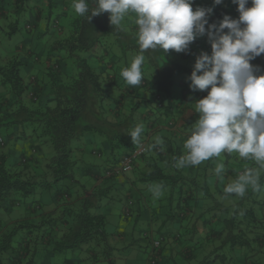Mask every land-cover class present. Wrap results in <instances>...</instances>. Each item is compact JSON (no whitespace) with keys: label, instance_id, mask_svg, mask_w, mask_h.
Listing matches in <instances>:
<instances>
[{"label":"trees","instance_id":"16d2710c","mask_svg":"<svg viewBox=\"0 0 264 264\" xmlns=\"http://www.w3.org/2000/svg\"><path fill=\"white\" fill-rule=\"evenodd\" d=\"M205 1L198 6L212 9L209 23L237 14L232 0ZM225 3L232 4L231 13L228 6L222 8ZM54 11L59 13L54 16ZM108 15L87 21L75 13L72 0H0V45L20 31V22L26 34L19 44L0 50V130L15 129L7 137L14 139L10 147L0 137V264H36L38 255L51 259L86 245L105 252L87 251L76 264H114L110 255L116 248L106 218L92 211L102 207V200L114 202L115 192L128 206L143 201V211L150 212L154 229L148 225L151 232L144 236L152 249L150 264H264V207L258 201L245 204L244 197L224 198L223 188L239 174L229 159L220 162L228 168L222 188L214 186V191L208 179L220 178L213 173L217 162L212 158L195 167H173L196 119L191 100L184 97L196 40L186 52L145 51L143 81L132 87L121 79L126 64L120 68L118 63L127 51L139 54L136 25L112 27ZM62 18L69 21L64 26ZM96 54L98 59L92 58ZM139 123L145 126L144 153L132 158L140 146L127 133ZM18 132L29 133L33 145L22 150L26 139L18 141ZM88 133L98 134L107 149L87 151L79 139ZM157 137L162 144L147 151ZM40 146H50L53 157H39ZM127 158H132L130 169L118 171ZM63 181L76 190H56ZM156 183L165 185L159 199L150 191ZM53 189L50 198L27 201ZM135 210L138 218L141 210ZM64 264L73 263L64 259Z\"/></svg>","mask_w":264,"mask_h":264},{"label":"clouds","instance_id":"9594fccd","mask_svg":"<svg viewBox=\"0 0 264 264\" xmlns=\"http://www.w3.org/2000/svg\"><path fill=\"white\" fill-rule=\"evenodd\" d=\"M194 0H72V8L90 21L107 12L112 27L120 26L129 16L136 25L139 54L121 70L132 87L143 81L144 52L172 50L186 52L199 37L207 35L210 52L201 51L188 76L192 90L207 94L194 101L195 121L186 130L183 155L173 158V167H195L223 153L237 154L255 161L223 188L224 198L244 197L249 188L260 192L264 171V71L251 61L264 54V0H232L237 18L225 14L218 23H209L211 8L197 6ZM223 0H213L220 5ZM145 126L139 123L127 134L131 142L142 146ZM162 144L157 137L146 150ZM214 173L223 178L224 165ZM165 185L150 186L159 199ZM242 215V213H241Z\"/></svg>","mask_w":264,"mask_h":264},{"label":"rangeland","instance_id":"374dc122","mask_svg":"<svg viewBox=\"0 0 264 264\" xmlns=\"http://www.w3.org/2000/svg\"><path fill=\"white\" fill-rule=\"evenodd\" d=\"M197 2V5H200L202 3V1L204 0H195ZM226 0H223V2H225ZM250 1V0H249ZM225 6H228L227 3L222 4V8H225ZM248 6H251V3L249 2ZM228 13H231V6H228L227 8ZM59 12L58 11H54V16H56ZM239 15V13L237 12V14H234L232 16V18H237ZM134 16V14H133ZM133 16H129L125 19L124 22H122L121 26L123 28H125L126 30H129L132 27V24H134L133 22ZM69 21L65 22V19L62 18L60 19L59 23L64 26L68 23ZM20 26V31L15 34L14 36H12L11 40H9L8 38L4 39V43L6 44L5 46H1L0 45V50H4L8 47L13 46V44L15 43V45L19 44V42L22 40L23 36H25L26 34L23 31V24L22 22L19 23ZM67 29V27H66ZM112 39V38H110ZM206 41L209 43L208 41V37H206ZM200 38H197L196 41H200ZM194 45V44H193ZM192 45V46H193ZM191 49H193V52L191 54L190 57V63L193 64L192 62L195 61V56L194 54H198L201 51L199 50V45L192 47ZM203 46V45H202ZM5 47V48H4ZM190 47V46H189ZM198 48V49H197ZM194 53V54H193ZM125 54L127 55L126 58H121L120 62L118 63V67H123L124 64H126V66H128L132 60V58L135 56H132V52H125ZM183 62V60H182ZM252 64L254 65H258L261 69V71H264V54H261L259 57H257L255 60L251 61ZM192 71V70H191ZM121 79L122 76H121ZM187 79V77L185 78ZM190 84V82H189ZM190 88V87H189ZM192 90V89H191ZM200 91L198 90H192V94L194 96V98L191 99V102H194L196 100V94H198ZM11 133H15V129L14 128H8V129H1L0 130V137L1 139H4L6 144L10 147V145L13 143L14 139L11 138L10 140L7 139V137L11 134ZM20 132L17 133V137H20L21 139H19L18 141H22L26 139V143L24 145H22L21 147V143L18 144V146L21 147L22 150H25V146H29L32 142L30 138V134L26 133V135H22L19 134ZM79 142L81 143L82 146H85V149L88 151L90 149H92V147H97L98 149L103 148V150L105 151L107 149V144L106 142H104V140L97 134L94 133H88V134H84L80 139ZM33 145V143H32ZM38 145V144H37ZM40 148L42 149V151L38 154L39 157H43V158H49L50 159L53 157V150L50 146H40ZM88 148V149H87ZM8 149V147H7ZM42 153V154H41ZM224 153L220 156L217 157V164H220V160L223 161V157ZM88 159L92 160L93 163H98L101 164V159L93 157L91 155H87ZM233 159V158H232ZM231 164L233 165V167H235V169L238 171V173L243 172L245 169H247L250 164H255V166L251 167H257L255 161L251 160V159H247V161L244 162H237V161H230ZM224 167H226V164H223ZM104 167V165H103ZM264 178V171H262L261 174V178ZM260 178V179H261ZM81 184L86 185L87 187L90 186L89 184V180L85 177V176H80L79 175V180H78ZM232 180L230 179L229 182H231ZM264 182V180H263ZM208 184L210 186V188L212 189V191H214L215 187H218V189L222 186V182L220 183L217 179H208ZM66 186L69 187L71 186V190H76L75 186L73 184H70V182L67 181H63L60 184H58V186L55 188L56 190H59V188ZM215 186V187H214ZM222 188V187H221ZM54 189L50 190V191H42V193L37 196V197H30L27 201H38V200H44L47 199L48 197L50 198L53 194H54ZM115 194L117 195V197H115L114 202L112 203H107L106 200H102L101 204L102 207L97 211H92V213H99L105 216L106 218V231L110 236V244L114 245V247L116 248V250H113L112 254L110 255V258L112 259L114 264H150L147 261L149 260V257L152 256V249H151V245H149L147 243V240L144 239V236H149V231L150 229L148 228V225L150 226L154 224V222H149L151 220L150 218V212L148 210H144V205H142V202H137L134 203L133 205L128 206L126 203L124 202V197L123 194L119 193V192H115ZM219 193H216L214 195V198L216 200L220 199V196H218ZM256 192H254L252 189L249 191H247L246 195L244 196L242 202L243 203H249L250 201H252L253 203H255L256 201H258L259 203H262L263 207H264V185L262 187V194H260L258 197L256 196ZM236 197V196H234ZM233 197V198H234ZM238 197V196H237ZM213 203V200H211ZM137 208V210H141L139 217L135 218V209ZM235 208V206L233 207ZM129 209V213L127 212H122L124 210ZM15 212V211H14ZM12 212V213H14ZM16 213V212H15ZM0 214L2 215V212L0 211ZM130 230V231H129ZM134 231V232H133ZM144 231V233H143ZM151 232V231H150ZM140 233V234H139ZM151 234V233H150ZM133 236V238L135 239L134 243H128L130 244V246H126L127 242H129V240L131 239V237ZM157 235H152V237H155ZM83 249L80 251H73V252H66L64 254H56L55 258H51L50 256H45V255H38L36 264H64V259H68L69 261H71L73 264H76L77 262H81L80 260L85 259L87 257V254H89L87 251H89L90 253L92 251H96V253H103L105 252V250H103L102 247L97 248V247H93L92 245H86L82 247ZM88 249V250H85ZM84 257V258H82ZM99 260H102L101 255L99 254ZM96 264H104L102 262H98Z\"/></svg>","mask_w":264,"mask_h":264},{"label":"crops","instance_id":"0c3cea01","mask_svg":"<svg viewBox=\"0 0 264 264\" xmlns=\"http://www.w3.org/2000/svg\"><path fill=\"white\" fill-rule=\"evenodd\" d=\"M205 1V0H204ZM208 1H211V0H208ZM206 2V1H205ZM201 4H203V3H201ZM200 4V5H201ZM227 4H229V3H227ZM230 5H232V4H229L228 6H230ZM198 5H197V2L194 0V2H193V8L195 9V7H197ZM40 28L43 30V26H40ZM204 37H207V35H205V36H202V37H199L201 40L200 41H196L195 42V45H199V50L200 51H203V52H210V44L205 40L204 41ZM203 45V46H202ZM198 49V48H197ZM194 54V53H193ZM200 53H198V54H194V56L195 57H197L198 55H199ZM98 57H99V55L98 54H96V55H93V57L92 58H94V59H98ZM191 57V56H190ZM190 58L188 59V63H187V65L189 66V68L192 70L193 69V66H194V63H195V61L194 62H192L193 64H191L190 63ZM92 62V61H91ZM93 62H95V61H93ZM32 72H34V70H32L29 74L31 75L32 74ZM186 83V82H185ZM179 84H181V85H183V83L181 82V81H179L178 82V85ZM175 90H178L177 92L179 93V88H174ZM177 93V94H178ZM179 95V94H178ZM203 96H205L204 94H202V92L200 91L198 94H196V99L198 98L199 99V97L201 98V97H203ZM184 97H185V99H187V100H191L192 98H194V96H193V94H192V90L191 89H188V91H186L185 92V94H184ZM192 104V106L194 107V102H188V104ZM179 125L180 124H178V125H176L175 127H174V129H175V131L178 129V127H179ZM162 129H163V131H164V128L165 127H163V125H162V127H161ZM223 157H225V158H228L229 160V163H231L230 161L232 160V162L233 161H237V162H244V161H247V159H243V158H240L237 154H235V153H233V154H227V153H224V156ZM217 157H213L212 159H213V163H216L217 162V159H216ZM233 158V159H232ZM215 160V161H214ZM220 162H222L221 160H220ZM252 164V163H251ZM227 166V165H226ZM226 168H228V167H226ZM213 173H214V171H213ZM225 175V174H224ZM127 177V176H126ZM128 177H130V176H128ZM222 179H224V176H223V178H220V179H218V180H220L219 182L221 183V180ZM117 182H119V181H117ZM102 183V182H101ZM100 182H98L97 184L98 185H100L101 184ZM141 202H143V201H141ZM158 224H159V222H157L155 225L156 226H158ZM150 227L151 228H153L154 229V227H153V225H151L150 224ZM135 242V239L133 238V237H131V239L129 240V243H134ZM169 252L168 251H164L163 252V255L164 256H167V257H169ZM171 258H173L172 256H170ZM148 262V261H147Z\"/></svg>","mask_w":264,"mask_h":264},{"label":"built area","instance_id":"2783aa9c","mask_svg":"<svg viewBox=\"0 0 264 264\" xmlns=\"http://www.w3.org/2000/svg\"><path fill=\"white\" fill-rule=\"evenodd\" d=\"M142 153H144V148L142 146H140L139 149H137V151L133 154L132 158H135L136 156H139ZM131 159L130 158L125 159L124 162L122 163V167L120 169H117V170L120 172L122 170L128 171L130 169Z\"/></svg>","mask_w":264,"mask_h":264}]
</instances>
